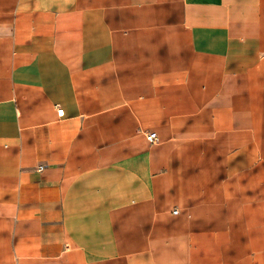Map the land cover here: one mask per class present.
Returning a JSON list of instances; mask_svg holds the SVG:
<instances>
[{"label":"crops","instance_id":"obj_1","mask_svg":"<svg viewBox=\"0 0 264 264\" xmlns=\"http://www.w3.org/2000/svg\"><path fill=\"white\" fill-rule=\"evenodd\" d=\"M0 264H264V0H0Z\"/></svg>","mask_w":264,"mask_h":264},{"label":"built area","instance_id":"obj_2","mask_svg":"<svg viewBox=\"0 0 264 264\" xmlns=\"http://www.w3.org/2000/svg\"><path fill=\"white\" fill-rule=\"evenodd\" d=\"M64 108L63 107H58V114L63 115L64 114ZM148 140L150 142H155L158 139V133L156 131H148L146 134ZM178 211V209L175 210V213Z\"/></svg>","mask_w":264,"mask_h":264}]
</instances>
